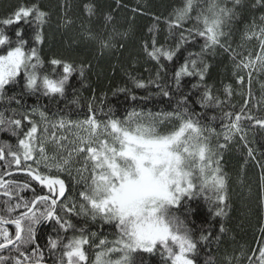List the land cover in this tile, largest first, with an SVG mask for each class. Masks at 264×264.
I'll return each mask as SVG.
<instances>
[{
	"label": "trees",
	"instance_id": "trees-1",
	"mask_svg": "<svg viewBox=\"0 0 264 264\" xmlns=\"http://www.w3.org/2000/svg\"><path fill=\"white\" fill-rule=\"evenodd\" d=\"M253 26L264 31V0H0V56L24 53L0 85V220L22 226L0 264H264V67L247 81L241 72L258 47ZM138 110L244 130L214 143V169L193 173L192 190L155 217L186 250L162 236L141 246L150 237L130 217L82 197L102 180L85 190L83 175L42 173L22 156L21 145L35 152L39 115L108 121ZM17 227L0 223V244Z\"/></svg>",
	"mask_w": 264,
	"mask_h": 264
},
{
	"label": "rangeland",
	"instance_id": "rangeland-1",
	"mask_svg": "<svg viewBox=\"0 0 264 264\" xmlns=\"http://www.w3.org/2000/svg\"><path fill=\"white\" fill-rule=\"evenodd\" d=\"M253 29L249 38L259 39L258 47L255 54L241 59V72L246 81L264 67V31L257 26ZM23 62L21 47L0 56V85L18 74ZM237 76L240 80L244 78ZM37 118L39 125L31 130V138L37 143L35 152L34 148L21 145L22 156L33 157L35 170L67 178L71 174L78 178L83 175L85 190L94 181L102 180L103 186L94 192L85 191L82 197L97 194L102 198L103 212L117 219L130 217V230L138 236L150 237V240L140 241L141 246H152L158 240L155 237L162 236L171 237L183 250L188 248V243L184 245L183 239H174L166 225L155 222L158 211L192 190L193 173L208 167L214 169V143L219 148L236 137H245L244 130L236 124L219 131L202 129L181 115L142 110L108 121L98 120L93 114L77 118L53 119L43 115ZM80 162L82 167L79 168ZM65 201L69 202L67 198ZM83 241L74 240L76 252L80 254ZM105 247L104 252L108 254L119 252L115 246Z\"/></svg>",
	"mask_w": 264,
	"mask_h": 264
},
{
	"label": "water",
	"instance_id": "water-1",
	"mask_svg": "<svg viewBox=\"0 0 264 264\" xmlns=\"http://www.w3.org/2000/svg\"><path fill=\"white\" fill-rule=\"evenodd\" d=\"M0 222H1V223H5V224L15 223V224H17V225L19 226V231H18V234L16 235V237H15L14 239H12L10 242H8V243H6V244L0 246V248H1V247H3V246H6V245H9V244H12V243H14L15 241H17V240L19 239V236H20V233H21V225H20L19 222H16V221H2V220H0Z\"/></svg>",
	"mask_w": 264,
	"mask_h": 264
}]
</instances>
